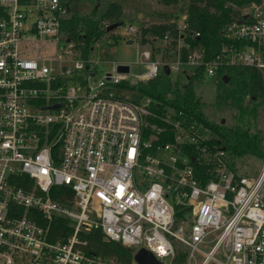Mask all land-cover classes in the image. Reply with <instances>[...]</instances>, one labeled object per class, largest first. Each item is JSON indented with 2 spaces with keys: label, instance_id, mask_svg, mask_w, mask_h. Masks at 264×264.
<instances>
[{
  "label": "built area",
  "instance_id": "1",
  "mask_svg": "<svg viewBox=\"0 0 264 264\" xmlns=\"http://www.w3.org/2000/svg\"><path fill=\"white\" fill-rule=\"evenodd\" d=\"M68 13L64 0H0V264H123L81 237L95 229L163 264L179 261L171 238L186 247L185 264H264V156L254 176L233 171L192 114L159 103L160 114L148 95L113 91L166 69L188 79L246 66L264 81V0L225 24L207 59L184 14L177 36L167 29L147 43L132 78L117 71L128 63L97 74L62 31Z\"/></svg>",
  "mask_w": 264,
  "mask_h": 264
},
{
  "label": "trees",
  "instance_id": "2",
  "mask_svg": "<svg viewBox=\"0 0 264 264\" xmlns=\"http://www.w3.org/2000/svg\"><path fill=\"white\" fill-rule=\"evenodd\" d=\"M173 1V0H171ZM187 1V23L189 32H199V37H195L192 42L201 45L205 49L206 59L212 56L220 47L224 40L222 29L225 24L238 18L242 6L259 0H183ZM121 6L112 1L107 5L103 13L97 14L96 9L91 14H70L62 20V31L70 39L74 40L79 47L81 55L89 59L95 47V43L111 32L106 31V25L114 22L123 23L120 18ZM171 29L177 36L175 21H168L153 24L142 29V43H152L153 40L147 38V34L153 36L161 35L165 30ZM221 75L222 92L219 97L223 100L232 97V104L236 105L238 96L247 95L254 104H264V81L258 69L246 66H227L219 70ZM224 77L233 81L232 91H228L224 82ZM202 79L201 70L197 74L190 76L183 87L182 92H176L175 97H167L174 87L169 75L164 71L157 77L148 81L131 83L121 81L117 86L129 88L140 94L148 95L156 101L153 108L158 112H163V106L156 108L161 103L169 105L177 110H182L192 114L197 120L209 126L214 137L211 139V148H224L227 154V162L230 169L238 171L237 160L245 157H257L262 161L264 156V133L260 129L251 130L248 124L242 123V118L233 124L227 125L219 121L208 119L202 110V104L196 95L194 81ZM237 93V94H235ZM235 94V95H234ZM161 125V121L154 120ZM170 133L162 135V141L169 140ZM195 172L204 182L207 178L204 166L195 165ZM58 223L56 222V225ZM67 234V227L63 230ZM71 233V229L68 228ZM81 237L88 240L91 249L107 258H112L123 264H137L133 259V250L125 248L120 242L107 240L100 230H90L82 232Z\"/></svg>",
  "mask_w": 264,
  "mask_h": 264
},
{
  "label": "rangeland",
  "instance_id": "3",
  "mask_svg": "<svg viewBox=\"0 0 264 264\" xmlns=\"http://www.w3.org/2000/svg\"><path fill=\"white\" fill-rule=\"evenodd\" d=\"M70 7V14H91L96 9L97 14H101L107 8V5L115 1L120 4V18L123 23L117 28L110 31L109 35L102 37L98 45L94 47L92 59L97 60L99 76L113 70L114 63L130 64L129 78L135 73L142 72L145 68L140 63L143 59L142 51L149 44L142 43V29L150 27L153 24L175 21V23L186 14L187 1L183 0H64ZM246 6V5H245ZM245 6H242L241 9ZM240 9V11H241ZM137 28V36L127 34L125 29L129 25ZM171 30V29H170ZM157 37H160L157 36ZM147 38L152 40L156 38L152 34H147ZM133 40L132 44H127V40ZM158 40L154 42V47L158 45ZM188 76V75H187ZM171 83L178 92L183 91V86L187 83V77L182 72H172ZM221 75L218 73L215 77H205L194 81L196 95L199 97L202 110L205 116L215 122L224 121L227 125L235 124L239 118L242 123L248 124L251 130L260 129L264 133V104H254L250 101L249 96H238L239 100L236 105L232 104V97L221 99L219 97L223 86L221 85ZM228 91L233 89V81L228 78ZM114 93L122 98L137 99L143 98V94L136 91H130L126 88L117 87L113 89ZM237 94V93H235ZM234 94V95H235ZM175 90L167 93V97H175ZM238 172L247 173L254 176L259 173L262 161L257 157H245L237 160ZM173 247L177 253L175 264H185L187 249L180 242L171 238ZM204 251L210 249V245L202 244L200 246ZM203 255L197 254L199 259Z\"/></svg>",
  "mask_w": 264,
  "mask_h": 264
},
{
  "label": "water",
  "instance_id": "4",
  "mask_svg": "<svg viewBox=\"0 0 264 264\" xmlns=\"http://www.w3.org/2000/svg\"><path fill=\"white\" fill-rule=\"evenodd\" d=\"M67 12H70V7L67 4ZM121 25V22H114L111 24H108L106 27V31H112L113 29L117 28ZM127 44H132L133 40H127ZM130 67L128 64H118L117 65V71L119 72H129ZM168 69L165 70V73L168 74ZM224 82H227L228 77H224ZM224 122V121H222ZM133 259L137 264H163L161 263L149 250L146 248H140L133 254Z\"/></svg>",
  "mask_w": 264,
  "mask_h": 264
}]
</instances>
